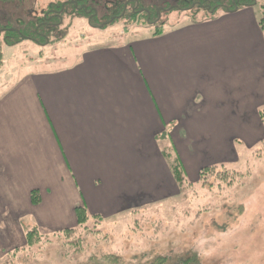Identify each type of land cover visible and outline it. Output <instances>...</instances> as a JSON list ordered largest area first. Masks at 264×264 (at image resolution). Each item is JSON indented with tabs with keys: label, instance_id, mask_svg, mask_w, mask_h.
I'll return each mask as SVG.
<instances>
[{
	"label": "crops",
	"instance_id": "0c3cea01",
	"mask_svg": "<svg viewBox=\"0 0 264 264\" xmlns=\"http://www.w3.org/2000/svg\"><path fill=\"white\" fill-rule=\"evenodd\" d=\"M131 38L89 45L0 93V262L31 231L48 239L74 228L77 208L98 215L157 201L175 184L168 140L183 162L236 151L226 132L264 76L248 44L263 52L254 9Z\"/></svg>",
	"mask_w": 264,
	"mask_h": 264
},
{
	"label": "rangeland",
	"instance_id": "374dc122",
	"mask_svg": "<svg viewBox=\"0 0 264 264\" xmlns=\"http://www.w3.org/2000/svg\"><path fill=\"white\" fill-rule=\"evenodd\" d=\"M88 1L91 11L97 10L98 19L94 18L93 23L98 24H90L85 13L81 15L73 11L75 0H26L23 4L0 2L2 95L13 87L8 88L9 84L16 87L21 84V89L36 71L49 67L61 69L64 59L73 56L68 60L71 62L89 45L119 43L127 37L134 39L154 32L157 35L178 25L210 20L245 9H254L263 52L258 50L256 41L248 44L252 43L255 53L264 61V27L261 26L264 0H254L255 3L229 12L218 10L212 17L209 10L197 4L195 9H188L185 0ZM192 1L210 6L221 1L225 6L233 4L230 0ZM62 2L70 3L67 14H63L61 24L50 32L48 41L36 42V39L16 33L20 30L29 36L30 28L44 18L43 14H54ZM118 2H126V7L129 4L128 13L135 11L133 4L136 3L141 13L151 11L153 19L147 21L140 13L136 22L122 18L115 22L112 19L109 24L105 19L114 13L109 11L105 15L103 10L106 7L110 10L119 8L115 7ZM156 15L159 18L154 20ZM103 21L108 23L106 27L99 24ZM153 21L157 23L154 25ZM99 27L101 30L97 29ZM51 60L54 63L48 65L46 62ZM247 82L250 84L251 78ZM249 87L254 93L247 90L243 115H239L238 120H231L226 132L225 142L234 146L235 152L217 149L210 153L207 150V153L196 154L191 160L184 156L183 162L174 151L172 141L168 140L164 154L175 184L167 186L157 201L112 213L97 210L100 216L91 218L77 231L68 228L73 229L70 234L65 233L68 229L54 235L47 234L49 238H43L45 241L41 244L33 249L25 248L15 258L11 255L0 264H91L95 257L106 254L120 255L127 262L172 254L177 261L192 250L200 252L203 264H264V76L260 77V84L252 81ZM21 94L24 95L25 91L22 90ZM170 161H176L181 167L182 186L173 176ZM210 167H215L213 173L201 174L203 169ZM162 187L160 182L157 188L162 191ZM59 206L62 208V204ZM59 210L55 216L62 220L63 209Z\"/></svg>",
	"mask_w": 264,
	"mask_h": 264
},
{
	"label": "trees",
	"instance_id": "16d2710c",
	"mask_svg": "<svg viewBox=\"0 0 264 264\" xmlns=\"http://www.w3.org/2000/svg\"><path fill=\"white\" fill-rule=\"evenodd\" d=\"M26 0H0V2L2 3H18V4H23ZM186 3L188 4V6H186L188 9L189 7L192 9H195V4H197V6H201L206 10H209V13H211L212 15H210V17L215 16V13L220 10V11H224V12H229V11H233L236 8L241 9L245 6H248L251 3H255L254 0H230L231 3L233 2L232 6H225L223 5V2H217L215 3L214 6H210V5H206L205 3H199L197 1H192V0H185ZM184 1V2H185ZM126 3V2H125ZM125 3H120L118 2L117 4H115V7H119V8H112L111 10L109 9V7H106L103 11L105 13V15L109 12L112 11L114 14L109 18V19H105V20H109V24L112 22H115L117 19H122V18H127L126 20L133 22H136L137 19H139L137 16L140 15V7L139 5H137L136 3L133 4L134 6V12L130 11V13H128V7L129 4L127 5V7L125 6ZM76 6L74 7L73 11H75V13H78L81 15H83L82 13H85L86 17H88V19H90V24L94 25V24H98V23H93V19H98L97 17V10H93L91 11L92 7H90V3L88 0H75ZM86 6H85V5ZM68 5H70V3H59L58 4V11H55L54 14H50L49 12H46L43 14L44 18L42 17V20H40L38 22V24L33 25L30 29H31V34H29V36L25 33H23L20 30H16V33H19L20 35L26 37V38H32V39H36V42H39L40 40L46 39L48 41L49 36H50V32H53L55 30V27L58 26V24H61V22L63 21V14H67V7ZM82 5H84L82 7ZM180 8V7H179ZM185 8V7H184ZM214 10V11H213ZM213 11V12H211ZM129 16H128V15ZM141 17H146L147 21L153 19L152 17V12H146L143 11L141 13ZM159 17L156 15L155 19H158ZM32 19H35L32 17ZM113 19L112 22H110ZM52 21V22H51ZM104 23H99L101 25H104V27H106V25L108 24L107 22L103 21ZM154 22V21H153ZM149 23V22H148ZM157 22H154L152 24H156ZM133 23H130V25H132ZM151 24V25H152ZM97 26V25H96ZM99 26V25H98ZM262 27H264V17H263V21L261 24ZM102 27H99L97 29L101 30ZM51 30V31H50ZM46 31V32H45ZM3 31L0 30V33H2ZM155 34V32H154ZM153 34V35H154ZM47 43V42H46ZM2 49V41L0 40V67H2L3 65V53L1 51ZM172 161V160H171ZM171 167H172V173L173 176L175 178V180L178 182V184H180V186L183 185L184 183V178L182 175V171H181V167L180 165L174 161L171 162ZM215 167H210V168H205L203 169L201 172V174L205 175L209 172H214ZM33 198V202L34 203H38L39 202V195L37 191L33 192L32 195ZM76 221H77V227L73 228V229H68L65 230V233L70 234L71 231H77L79 228H81L88 220H90L91 218H97L99 215H91L88 213V211L85 208H77L76 209ZM78 228V229H77ZM43 241V237L41 236V234L37 231H31L29 233H27L26 235V249H33L35 247V245L41 244ZM198 251H190L187 253V255L185 256H180L178 258V260L176 261L174 259V256L172 254L169 255H161L158 254L155 257H153V259L151 258H146L145 260H137L136 261H132V262H127L124 260L123 257H121L120 255L117 254H106V255H102L100 258L99 257H95L94 262H91V264L96 263V264H203V256H200V252ZM99 258V259H97ZM97 261V262H96Z\"/></svg>",
	"mask_w": 264,
	"mask_h": 264
}]
</instances>
